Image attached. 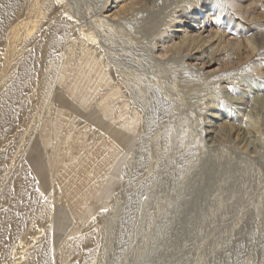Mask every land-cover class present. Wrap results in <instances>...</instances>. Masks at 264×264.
<instances>
[{"label":"bare ground","instance_id":"6f19581e","mask_svg":"<svg viewBox=\"0 0 264 264\" xmlns=\"http://www.w3.org/2000/svg\"><path fill=\"white\" fill-rule=\"evenodd\" d=\"M75 1L76 0H0V132L4 130V125L6 126L7 124L6 128L9 127V122L7 123V121L12 116L11 113L13 112V110L16 113L17 110H15V106L18 107L16 109H19V112H17L18 116L16 115L19 121L22 120V122L24 121L26 124L29 123L28 126H30L32 123L33 127L29 129V135L27 134L28 138L30 139L28 140L26 138L25 140H27V143L25 142L24 144H21L23 145V147L26 144L25 146L27 147L25 149H27V152L25 151V153L21 149L22 146L20 148L24 152V156L22 154V159L20 161L23 167L18 162L19 165L16 169L17 176L11 181V183L12 186H16V188L18 189L22 185V183H24V185H26L27 187L26 189H28L27 191L19 192L18 198L16 194V200H20L22 202L24 196H35L36 198H39V204H41L40 198H42L43 205L45 206V208H47V212H45L46 221H43L45 222V225H42V230L44 229L43 236L38 238L36 237L37 239H35V236L33 237V239H35L36 244L31 248V250L24 254L26 256L22 262L18 261L21 264H61V261L59 260L63 258L65 252L69 249L67 245H69L70 243L74 244V237L72 235L76 233L78 225L83 222L87 212L92 209L94 200L104 194L105 187L107 189H112L118 184L114 183L119 178L114 169L118 158L117 152L115 151L116 154L114 155L115 152L111 153L109 151L111 155H114L113 159H111L112 156L111 158L108 157L106 158V160L103 159V163L102 161L98 162L97 160H95L94 157H99V154L100 156L103 155L104 158V155L108 152H106L107 149L105 150V147H103L106 145L103 144V146H101L102 143L98 145V143L100 142V138H103L102 140H105L107 135L109 137L111 135L113 137V140H116V143H127L129 141L131 142L136 140L141 135V132L143 134V131L145 130H142V128H144L143 119L144 117H146L148 111H146V113H144V111L148 108H142L143 106L140 105V107L136 109L137 107L132 106L129 100L131 97L129 99L127 98V95L130 96V94H127L125 89V84L130 83L128 82V72H131V74H133L132 69H130L131 71L127 70L129 68L126 62L128 60L126 56L130 55L129 50L130 46L134 45L133 43H137L141 39L145 40V42H150L148 40L151 39L150 44L147 43L148 45L143 42V40L142 42L145 43V45L149 46L152 44V41H154V46L158 45L161 50L166 52L169 50L178 52H181V50H186V52L189 51L190 53H201L203 51L204 53L202 54L204 56L205 53L208 52L206 56L209 58L214 57V54L219 52L220 55L221 53L226 54L229 59L231 56H234L236 54L239 55L240 49L242 48L241 41L244 42V46L249 48L248 50H250V52H253L254 49L253 45L248 41V37L246 38L245 36L243 39V27H245L243 26V24L245 23L241 24L242 20L237 21V14L239 15V18L244 17L241 16V8L236 0H178L171 5L167 3L166 7L163 8L160 7L164 2L162 0L161 5L159 4V0H98L95 1V5V2L89 5L86 3L85 5L81 4V2L79 1ZM101 1H103V3H101ZM141 2H143V4ZM157 2H159V7L162 9H160L162 13H160L159 11L162 16L161 18H159L158 16L157 20H154L152 18L148 19V15H145L147 19L145 18V22H143L142 20L144 17H141V14L139 15L137 13H134L136 10L135 6L139 3L142 4L140 5L141 9H145L147 8V6L150 7L151 4L155 6V3ZM98 3H100V7L97 8L96 5ZM199 3H204L205 5H207L209 10H199L201 5H199ZM155 8H157V6H155ZM196 9H198V11ZM157 12L158 11L155 9V13L153 12L154 16ZM136 14L140 16V18L138 17L140 20L135 22L133 21V16L136 17ZM126 15H129L131 20H128L129 17H127ZM148 17H150V15ZM121 18H124V24L123 21L121 22L119 20ZM184 25L186 27H184ZM114 26L116 28L120 26L119 28L123 29V31L119 34L115 33ZM33 30H35L34 36L31 34ZM173 30L175 32H173ZM176 32L180 33V35H176L177 37L180 36V38H176L178 39V41L174 42L173 36L177 34ZM204 32H207L206 37H203ZM227 32H233L237 39L231 43L224 42V36L227 34ZM255 34L257 33L255 32ZM29 35H32L33 37H30ZM114 36L124 38L125 42L121 39L122 43H116L114 40ZM147 37H149V39ZM151 46H149V48ZM154 46H152V49H156V47L153 48ZM133 48L136 49V47ZM150 50L151 49H149V51ZM151 55L152 57H150ZM148 56L151 58V62H153L152 60L157 61L152 53H150ZM159 56L161 58V55ZM259 56L261 55L258 54L256 57H252H254V60H256L259 59ZM176 58L178 57L176 56ZM166 60L168 61V59ZM166 60L164 61L166 62ZM173 61L168 62L170 64V62L173 63ZM160 62H158L159 65ZM261 63H252L255 72L258 71L259 73V70L262 67ZM168 67L169 65L167 64L166 68ZM158 69L160 68H157V71ZM250 69L253 70L252 67ZM162 70L164 72V69ZM161 72L160 70L158 71V73L160 74L158 78L157 76H155V80L150 79L151 82L148 81L153 86V89H155V92L151 93L152 96H149L148 98L149 100L151 99V110L149 115L153 119H155V125L160 124L166 118V116L168 115V110L171 109L173 106L175 110H179V105L182 104L180 103V101H182L181 97H183L181 96L182 93L184 94L190 89L192 90V87L194 88V86L201 84L202 82L205 85L204 82L209 79L206 75H204V73H201L200 71H190L191 73H188V71L187 74L184 73L186 75H180V83H178L179 86H176V81H172L174 77H172V80L170 77H168L167 79V74L165 73L167 71H165L164 73ZM39 73L42 74L38 76ZM34 75L36 76L35 79ZM119 81L121 82L120 84ZM251 83L253 84V82ZM147 86L145 88L149 89L150 86H148L149 88ZM130 87L133 86L130 85ZM158 89L163 92L162 95L164 97L160 95L161 91H159ZM207 89L208 88L204 90L206 91ZM213 90L211 92H213L214 94ZM206 93L207 92H205L204 94ZM49 95H51V99L47 105V99ZM185 97H187V95ZM212 98H214L212 99L213 107H216L218 104V108L221 112L223 111L227 114L231 112L233 107L230 106L228 102L226 103L224 100H217L215 97ZM241 100H244L243 103H247L250 99ZM251 100H253V98ZM31 111H34V113L32 114V119L30 118ZM211 112L212 111L208 113L209 116L213 118V115H210ZM49 114H52L53 116L51 121L48 120V118L50 117L47 118ZM46 120L49 121L47 123L48 125H50L53 129L55 128V130H57L55 131L52 129L53 132H57V134H55L58 138L62 134H65L63 138L61 137L62 141L60 142H62V146H58L55 144V146L60 147L62 150L61 151L58 148V150L62 152V154H60L62 156L61 158L58 154V157L61 159V162L59 164H56L55 166H52L53 164L50 165L49 167L51 171L48 167V169H46L47 159L46 157H43V153L45 152L46 147L48 145H51L52 142L49 138L50 136L42 137V130L40 131L38 129V126L40 127V123H43ZM210 121L213 122L214 120ZM210 121L208 122L210 123ZM16 122L17 121H15V123ZM24 122L23 125L25 124ZM75 123H78L76 124L77 126L75 125ZM81 123H85V126H82L83 124ZM13 125L14 124H12V126L10 125L11 129L13 127V129H15V125ZM48 125H46V129ZM20 127L18 128L20 129ZM23 127L25 128V126ZM24 128H22V130ZM13 129L11 131H13ZM83 130L92 133L90 139H88V136L85 139L84 136L80 135ZM11 131H9L8 133H10ZM198 132L199 133L197 135L199 136V139H202V135L205 133L207 134L208 132H210V130L207 129L205 133L202 130ZM258 132H260V129L258 130ZM14 133L17 132H13L12 135H14ZM44 133L46 134V132ZM91 133L87 134L90 135ZM14 136H16V134ZM214 136L218 137L217 132ZM10 137L11 136H9V140ZM18 137L16 136L14 138L19 139ZM54 137L56 136L53 134L52 139ZM79 138L81 142H77V140H75H79ZM12 141L14 140H11V142ZM3 142L1 141L0 144H3ZM16 142L19 143V141L17 140ZM19 144H17L18 148ZM86 146L88 148H86ZM1 147L3 148L4 146L2 145ZM6 147H8V145ZM10 147L11 146H9L8 148ZM16 152L17 151H15V153ZM20 153L21 152H19V154ZM2 154L4 153L2 152ZM11 155L10 158H12ZM4 156H8V154H4ZM50 156L53 157L52 154ZM101 158L98 160H101ZM16 159L20 158L16 157ZM2 161L4 162V160ZM14 162L16 161L14 160ZM147 162V153H143L139 159L138 164L135 167V174H137L138 176L143 174ZM4 163L7 165L6 162ZM6 165L4 166L6 167ZM3 167L1 166V168ZM2 172L4 171L2 170ZM13 176H15V174ZM9 180L10 179H8V182H10ZM62 180L65 182H69L70 180L76 181V185L79 186L80 192L77 193L76 191H68L65 195V193L60 190L59 187H57ZM78 182L82 183L78 184ZM148 184L149 182L145 181L140 185L139 189H137L135 194L127 198L124 196V212H122L124 206L119 211L120 203L123 200V196L121 197L119 193V195L117 197L115 196V198L109 205L110 212L107 214V216L105 215L106 217L102 220L94 218L95 222L93 225L91 224V233H87V235L85 236L88 237L87 245L85 247L87 251L83 253L85 258L89 257L90 259L93 258L95 254L99 255V251L96 252L98 246L100 247L99 250L103 254V257L109 259L107 260L108 262L112 258L117 263L120 261L119 258H121L125 253L124 247L126 243V231L127 228L130 226V221H132V209L133 207L135 208L136 205L138 206V204H140L142 196L147 191L144 189L147 188ZM3 185L5 187H3V189H6L5 184ZM76 185H74L72 190L76 187ZM10 186H8L9 189L12 188V186ZM127 186L128 184L125 185V188ZM14 189L15 188H13V191ZM20 189L22 191L23 187ZM59 190L63 193L58 192ZM18 191L15 190L14 193ZM14 193L12 194L14 195ZM8 197V194L2 193L0 195V201L5 202ZM12 200L14 201L15 199ZM35 201H38V199ZM17 202L21 203L19 201ZM23 202L21 205L27 206V204L24 203L26 204L24 205ZM13 203L14 202L10 203L12 204L11 206H15V203ZM31 203L32 201L30 199V208L31 206H34L33 204L31 205ZM6 206L3 207V210H0V263L6 260L5 257L8 253L7 251H9L8 243L11 240H8V235L10 232H14L17 236H20L22 235L23 231L38 232L40 226L37 225L38 222L36 223V221L31 218V209L28 212L24 213H18L17 211V215H19V217L14 218L8 213V206ZM41 207L42 206L40 205V208ZM27 208L29 209V207ZM40 208L38 207V209ZM15 209L18 210L17 208ZM34 209L38 210L37 208L33 207L32 210ZM19 212L22 211L19 210ZM38 214H43V212L37 213V217L39 216ZM42 218H44V215ZM115 218L116 221H118L119 223L114 222ZM113 223L115 225H118L116 232L114 231L115 233L112 237L111 232L107 229H110V227H114ZM102 228L103 231L100 232V229ZM30 241L31 240H29V242ZM20 242L21 241H19V243ZM75 242L77 243V240ZM11 243L12 242H10V244ZM27 244L28 243H26V245ZM71 244L69 245V247H71ZM11 246L12 245H10V247ZM245 248L246 243L243 239H241L233 247L229 249L227 248L229 250L228 257H232V259L237 258L243 253L244 250H246ZM16 252L17 250L15 248V253ZM21 252L24 253L23 251ZM263 259H260V263L263 261ZM221 261H223V263L225 262V260L223 259ZM230 261L231 259L226 264H231ZM247 261L248 258H244L242 260V263L245 264L247 263ZM9 262L10 257L8 263ZM105 264L107 263L105 262Z\"/></svg>","mask_w":264,"mask_h":264},{"label":"rangeland","instance_id":"374dc122","mask_svg":"<svg viewBox=\"0 0 264 264\" xmlns=\"http://www.w3.org/2000/svg\"><path fill=\"white\" fill-rule=\"evenodd\" d=\"M76 1L81 2V4L86 5L87 3L89 5L98 0H76ZM103 1H101V3H103ZM162 1H164L163 2L164 5L162 4V6H160L162 2L161 0H159L160 3L159 2L155 3V6H157V8H155V6L151 4L150 7L147 6L148 9L143 8L144 10L141 9L140 5L143 4V2H141L142 4L139 3L138 5L135 6L136 10L135 12L134 11L133 12L139 15L141 14L140 16L144 17L143 20L141 18L143 22H145L144 21L146 18L145 15L146 16L150 15V17L147 16L148 19L152 18L154 20H157L158 16L159 18H161L162 16L160 14L162 13L161 8L166 7L167 3L171 5L178 0H171V1L162 0ZM236 1L241 8V16L244 17V18H239V15L237 14L238 20L237 19L236 20L237 21L242 20L241 24L245 23L243 24V26H245L243 27L244 29L243 39L245 36L246 38L248 37L247 38L248 41L254 47L253 52H250V50H248L249 48L244 46L243 45L244 42L242 41H241L242 48L240 49L239 55L236 54L234 56H231L230 59L229 57L226 56V54L221 53V55H223L221 56L219 52L214 54V57L212 58L206 56L208 52L205 53L204 56L202 54L204 53L203 51L201 53H196V52L190 53L189 51L186 52V50H181V52L169 50L166 52L161 50V48H159L158 45L155 44L156 46H154L153 45L154 41H152L151 45L154 46L153 48L156 47V49H152L151 45H149L151 46L150 48L149 46H147L148 44H150L151 39L148 40L150 42L147 41L145 42V40L143 39L139 40L140 42L139 41L137 42V43H141L143 40V42H145L146 44L148 43L147 45H145V43L142 42L141 43L142 45L133 43L134 45L135 44L137 45L130 46V50H129L130 55L126 56L128 58L126 62L129 68L127 70L131 71L130 69H132L133 74H131V72H128L129 79L128 78L127 79L128 82L130 83H128L129 85L126 83L125 84L126 87L125 85L124 87L126 89V93L130 94V96L127 94L126 95L128 99L131 97L129 100L132 106L137 107L136 109H138L140 105L143 106V107L141 106L142 108L144 107H146V109L148 108L147 110L144 111V113L148 111L146 117H144L143 119L144 128H142V130L144 129L145 130L143 131V134L141 132V135L136 140L131 142L129 141L127 143L123 142L121 144H118L115 142L116 140H113V137L111 135L110 137L107 135L105 140H102L103 138L102 139L100 138V142L98 143V145L101 143H102L101 146H103V144L106 145L103 147H105V150L107 149L106 152L108 151L107 153L110 156H108L106 153L104 155V158L103 155H101L102 156L101 158L99 154H98L99 157L95 156L94 158L98 162L102 161L103 163V161L106 160V158L108 157L111 158L112 156L111 159H113V156L117 152L118 158L114 169L119 178L115 177L118 179L114 183H118V184L112 189H107L105 187L104 194L102 196L97 197L94 200L92 209L87 212L83 222H81L78 225L77 228L78 233L76 231L77 234L74 233L72 235L74 237L73 238L74 244L72 243L73 244L72 245L70 243L71 247H69L70 244L67 245L69 249L65 252L63 258L59 260L61 261V264H81V263L105 264V262L107 264H224V263L226 264L230 259H231L230 261L231 264H243L242 260L244 258L245 259L248 258V261L245 264H258V263L264 264V259H263L264 258L263 257L264 256V144H263L264 106H262L264 105V83H263L264 82V74H263L264 46H262L264 45V7H263L264 1L263 0L261 1L236 0ZM95 4L96 2L94 3V5ZM199 5H200L199 10H204V9L209 10L208 6L205 5L204 3L203 4L199 3ZM96 7L97 8L100 7V3H98ZM155 9L158 12L154 16ZM196 10L198 11V9ZM137 14L136 17L133 16V21L135 22L140 20L139 19L140 16ZM127 17H129L128 20H131L129 15ZM121 19L119 20L121 22L123 21L124 24V18ZM119 27L116 28L114 26L115 33L119 34L123 31V29H120ZM184 27L186 26L184 25ZM174 30L173 32H175ZM255 32L257 34H255ZM34 33L35 30L31 32L33 36L35 35ZM176 33L177 34L173 36L174 42L178 41V39L176 38H180V36L179 37L176 36V35H180V33L178 32ZM233 35H234L233 32L230 33L227 32V34L225 35L226 37L224 36V42L226 43L234 42L237 38L235 37V35L234 36ZM206 36H207V32H204L203 37ZM114 37L116 43H122L121 39L122 41L125 42L124 38H120L118 36H114ZM147 38L149 39V37ZM133 47H136V49ZM149 49L151 50L149 51ZM150 53H152L155 56V59L157 61L152 60L153 62H151L150 57H152V55L150 57L148 56ZM258 54H260L261 56H259V59L254 60V57H256ZM159 55H161L162 59L160 58ZM176 56L178 58H176ZM172 58L174 59V61ZM166 59H168V61L171 62L173 61V63L170 62L172 66L169 64V62ZM164 60H166L167 64L169 65L168 67L169 69L166 68L167 64ZM158 62H160V65ZM252 63L253 64L261 63L262 67L259 70L260 74L258 73V71L256 72L254 71L255 69L252 66ZM154 64L157 68H160L158 69V71L159 70L160 72L162 71L161 73H164L165 71L169 73L168 74L167 72H165L167 74L166 75L167 79L168 77H170L172 80V77H174L172 81L173 82L176 81L175 82L176 86H179L178 84L180 83L179 77H181L182 75H186L188 71H189L188 73H191L192 71L193 72L200 71L209 78L207 79L206 82H204L205 85L202 82L201 84L194 86V88L192 87V90L190 89L191 91L188 90V92H185L184 94L182 93L181 96L183 97H181L182 101H180V103L182 104L179 105V110L178 109L175 110L173 106L171 109L168 110L167 112L168 115L166 116V118L158 125H155V119H153L149 115L151 110V99L149 100L148 98L149 96H152L151 93L155 92V89H153V86L148 81H150V79L155 80L154 77L157 76L158 78L160 75ZM251 67L253 68V70L250 69ZM162 69H164V72ZM171 69H175V70H171ZM171 71L173 72V74ZM41 74L39 73L38 76H40ZM147 76L149 77V80ZM35 77L36 76L34 75V79ZM251 82H253V84ZM120 83L121 82L119 81V84ZM130 85L133 87H130ZM147 85L148 86L151 85L150 88ZM146 86L149 89H146L145 88ZM199 86L204 89L206 88L208 89L205 91ZM130 90L132 93L130 92ZM158 90L161 91L160 89ZM212 90L214 91V94L213 92H211ZM216 91L218 94L216 93ZM205 92L207 93L204 94ZM162 93L163 92L161 91L160 94L161 96H163ZM186 95L187 97H185ZM212 97H215L217 100H221V101L224 100L226 103L228 102V104H230V106L233 107V108L231 107L232 108L231 112H229L228 114L223 111L221 112L218 108V104L216 107H213L212 99L214 98ZM184 98L187 100H185ZM252 98L254 101L251 100ZM50 99H51V95H49L47 99V105ZM241 99H247V100L250 99L247 102L248 105L247 103H243L244 100ZM238 104H240L241 106ZM14 108L17 111L15 113V111L13 110V112L11 113L13 117L11 116L10 119L7 121V123L9 122L8 124L9 127L6 128L7 124L6 126L4 125L5 127V128L3 127L4 130L0 132V134L1 133L3 134L0 135L1 138L0 142L6 140L3 142V144L1 143L4 146L3 148L1 147L2 145L0 144V153H1L0 169L1 172L2 170L4 171L2 173L0 172V187H1V194L4 193V194H8L9 196L7 199L8 201L7 200L5 201L6 203L0 201V206H1L0 210H3L4 209L3 207L7 205L8 207L7 206L6 207L8 208V213L12 217L16 218L19 217V215H17V211L18 213H24V212H28L31 209L30 210L32 211L31 218L35 220L36 223L38 222L37 225L40 226L39 229L37 228L39 230L38 232L23 231L22 235L20 236H17L14 232H10L8 235V240L11 241H9L8 246L10 247V245H12L11 246L12 248L8 247V250L10 251L11 254L9 253V251H7L8 253L5 257L6 260L2 261L0 264H13V263L21 264L19 262H22L24 260L26 256L24 254L29 250H31L33 246H35L36 244L35 239L43 236L44 229L42 230V227L45 225V222L43 221H46L45 212H47V208H45V206L43 205L42 198H40L41 204H39V198H36L35 196L33 197L24 196L25 199L23 198L24 200L22 199V202L24 201L23 204L26 203L27 206L21 205L22 202L20 200H16L18 198L19 192L28 190L26 189L27 187L26 185H24V183H22L21 185L23 187L21 191L20 188L22 187L20 186L18 189L16 188V186H12L11 181L17 176L16 169L19 163L21 164L20 161L22 159V154L25 151L27 152V149H25L27 147L25 146L26 144L24 145V147L21 144H24L25 142L27 143V140H25L26 138L28 140L30 139L28 138L29 135L28 131H30L29 129L33 127H32V123L30 127L28 126L29 123L26 124L24 121L23 122L26 125L25 124L23 125L22 120L20 119L21 121H19L17 117L18 116L17 112H19V109L16 108L18 107L15 106ZM210 111H212L211 112L212 114L210 113V115H213V118L209 116L208 112ZM33 113L34 111H31V115H30L31 119ZM13 114L15 115V117ZM49 115L47 116V118L50 117L48 118V120L51 121L53 116L52 114L50 116ZM10 120L14 122H11ZM48 120H46L47 122L46 121L43 122L44 124L40 123V127L38 126V129L40 131L41 130L43 131V132L41 131V136L43 135L42 137L50 136L49 138L51 139L52 142L51 145H48L46 147L45 152L43 153L44 154L43 157H46L47 159L46 169L49 168V170L51 171L49 167L50 165L53 164L52 166H55L56 164H59L61 162L60 158L62 156L60 154H62L61 152L62 150L58 146L61 145L62 142L60 141H62V138L65 134H62L58 138L56 135L57 132H55L57 130H55V128L53 129L50 125L47 124L49 122ZM210 120L212 121L214 120V121L211 122ZM15 121L17 122L15 123ZM208 121H210L211 124ZM12 124L15 125V129H13L14 127L12 128L13 131H11L12 129L10 127V125L12 126ZM21 124L25 126V128ZM76 124L78 123H75V125ZM84 124L82 126H85ZM46 125H48L47 129H46ZM202 125L204 128L202 127ZM18 127H20V129ZM22 128H24L23 129L24 131L22 130ZM48 129H50L51 131ZM52 129L55 131L53 132ZM199 129L202 130L204 133L205 131H207V129L210 130V132H208L207 134L206 133L203 134L202 139L201 138L199 139V136L197 135L199 133L198 131H200ZM259 129L260 132H258ZM9 131H11L12 133L17 132L14 133V135L16 134L17 137L20 136L18 137L19 139L17 138L15 139L14 137L16 136L12 135L11 132L8 133ZM44 132H46V134ZM216 132L219 138L217 136H214ZM87 133H91V132L83 130V132L80 135L84 136L85 139L88 136V139H90L92 133L90 135H88ZM53 134L56 136L54 137L55 140L54 138L52 139ZM9 136H11L10 140H9ZM11 140H14L15 142L12 141L13 142L12 143ZM16 140L19 141V143L21 141V143L19 144L18 142H16ZM75 140H77V142H81L80 138L79 140L78 139ZM17 144H19V148ZM55 144L58 146H55ZM7 145L8 147L9 146L11 147L8 148L6 147ZM58 148L61 151L58 150ZM86 148L88 147L86 146ZM1 151L5 155L8 154V156H4V154H2ZM15 151L17 152L15 153ZM109 151L111 153L115 151L116 152L114 153V155H111ZM19 152L21 153L19 154ZM50 153L52 154L53 157L50 156L51 155ZM143 153H147L148 162L144 168L145 170L143 171V174L138 176L137 174H135V167L138 164L139 159ZM9 154L11 155L12 158H10ZM58 154L60 158L58 157ZM16 157L20 159H16ZM100 158L101 160H98ZM7 159L10 160L11 162L8 161ZM2 160H4V162H6L7 165ZM14 160L16 162H14ZM12 162L14 163V165ZM4 165H6V167ZM1 166L4 167L1 168ZM21 166L23 167L22 164ZM10 173L13 175L15 174V176L11 175ZM8 179H10L9 180L10 182H8ZM145 181L149 182L147 188L144 189L147 191L142 196V200L140 204H138V206L136 205L135 208L133 207L134 210L132 209V217H131L132 221H130V226L127 228L126 231L127 232L125 238L126 243L124 247L125 250L123 249L125 253L122 257L120 256L121 257L119 258L120 261L118 260L119 262L117 263L112 258L108 262L107 260L109 259L103 257V254L99 250L100 247L98 246L96 252L99 251L98 252L99 255L95 254V256L90 259L89 257L85 258L83 253L87 251L85 247L88 241V237L85 236L87 235V233L88 234L91 233L90 231L91 224L92 225L94 224L95 222L94 218H98L100 220L105 218L107 214L110 212L109 205L111 204L115 196L117 197L119 195V193L121 197L123 196V200L121 201L119 206V211H120V209H122L123 206L125 205L124 198L130 197L131 195L135 194L137 189H139L140 185ZM9 183L12 186L11 188L12 190L9 189L8 187L10 186ZM81 183L82 182H78V184ZM3 184H5L6 189H3L4 187ZM76 184H77L76 181L73 180L72 181L70 180L69 182H65L62 180L57 187H59L60 190H62L66 195L68 191L70 192L76 191L77 193L80 192V188ZM126 184H128V186L125 188ZM74 185H76V187L72 190ZM13 188H15L14 191L15 190L16 191L20 190V191L14 193ZM60 190L58 192L63 193ZM12 193H14V195ZM16 194H17V198H16ZM10 196L13 197L11 198ZM12 199L15 200L13 201ZM30 199L32 201L31 205L32 204L34 205L31 206V208L29 204ZM37 199L38 201H35ZM9 201L10 203L12 202L15 203V206L13 205L14 208L13 206H11L12 204H10ZM17 201L21 203H18ZM9 205L11 206L12 209L10 208ZM40 205L42 206L41 208ZM27 207H29V209ZM33 207L37 209L39 207L40 209L32 210ZM15 208H17L18 210H16ZM104 209H107L108 212L105 211ZM19 210L22 212H19ZM124 210H125V206L122 209V212H124ZM39 212L40 213L43 212V214H38V215L41 218L44 215V218L41 219L39 216L37 217V213ZM114 222L119 223L118 221H116V218L114 219ZM113 225L114 227H110V229H107L111 232L112 237L113 234L116 232L118 224L115 225L113 223ZM102 231L103 228L100 229V232ZM34 236L35 239H33ZM75 239L77 240V243L75 242L76 241ZM241 239H243L244 242L246 243L245 249L247 251L244 250L240 256H238L235 259L233 258L234 259L233 260L232 257L231 258L228 257V252H229L228 249L233 247L235 244H237ZM29 240L31 241L29 242ZM19 241L21 242L19 243ZM10 242H12L13 244L12 243L10 244ZM26 243L28 244L26 245ZM15 248L17 252L19 249L20 253L19 252L15 253ZM21 251H23L24 253H22ZM9 257H10V262L8 263ZM222 259L225 260L224 263L223 261H221ZM260 259H263L262 261L263 263L262 262L260 263L261 261Z\"/></svg>","mask_w":264,"mask_h":264},{"label":"snow or ice","instance_id":"6c2138e0","mask_svg":"<svg viewBox=\"0 0 264 264\" xmlns=\"http://www.w3.org/2000/svg\"><path fill=\"white\" fill-rule=\"evenodd\" d=\"M105 211H107V209H104Z\"/></svg>","mask_w":264,"mask_h":264}]
</instances>
